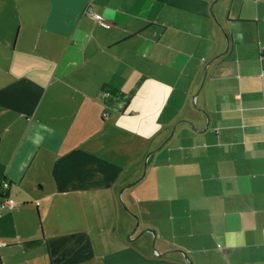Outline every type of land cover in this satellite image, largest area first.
<instances>
[{
    "label": "crops",
    "instance_id": "obj_1",
    "mask_svg": "<svg viewBox=\"0 0 264 264\" xmlns=\"http://www.w3.org/2000/svg\"><path fill=\"white\" fill-rule=\"evenodd\" d=\"M0 264H264V0H0Z\"/></svg>",
    "mask_w": 264,
    "mask_h": 264
},
{
    "label": "built area",
    "instance_id": "obj_2",
    "mask_svg": "<svg viewBox=\"0 0 264 264\" xmlns=\"http://www.w3.org/2000/svg\"><path fill=\"white\" fill-rule=\"evenodd\" d=\"M86 14H87L88 16H92L95 20L101 22V24H102L104 27H106V28L109 27L107 24H104V22H102V18H101L99 15H95V14L91 13L90 10H88V11L86 12ZM103 117H106V114H104ZM8 187H9V184H8L7 182H4V183L1 185V188H2L3 190H7ZM15 205H16V204L14 203V201H13L12 199H10V198H6V199L4 200V202H3V204H2V207H3V208H7V209H12L13 207H15Z\"/></svg>",
    "mask_w": 264,
    "mask_h": 264
},
{
    "label": "rangeland",
    "instance_id": "obj_3",
    "mask_svg": "<svg viewBox=\"0 0 264 264\" xmlns=\"http://www.w3.org/2000/svg\"><path fill=\"white\" fill-rule=\"evenodd\" d=\"M133 149H134V146H132L131 148H129V152H128L129 154L132 155L131 158L134 156V155H133V153H134V152H133ZM144 162H145V161H144ZM144 162H143V168H144V165H145ZM143 170L145 171V168H144ZM138 190H139V189H138ZM138 190L135 191V194L138 192ZM135 227H136V226H134V228H135ZM127 240H131V239H130V234L127 235Z\"/></svg>",
    "mask_w": 264,
    "mask_h": 264
}]
</instances>
